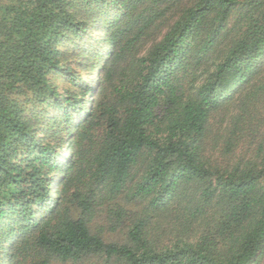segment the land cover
<instances>
[{
    "label": "trees",
    "instance_id": "16d2710c",
    "mask_svg": "<svg viewBox=\"0 0 264 264\" xmlns=\"http://www.w3.org/2000/svg\"><path fill=\"white\" fill-rule=\"evenodd\" d=\"M0 264H264V0H0Z\"/></svg>",
    "mask_w": 264,
    "mask_h": 264
},
{
    "label": "rangeland",
    "instance_id": "374dc122",
    "mask_svg": "<svg viewBox=\"0 0 264 264\" xmlns=\"http://www.w3.org/2000/svg\"><path fill=\"white\" fill-rule=\"evenodd\" d=\"M94 74H95V73H94V72H92V76H94ZM87 99H88V98H86V100H87Z\"/></svg>",
    "mask_w": 264,
    "mask_h": 264
}]
</instances>
